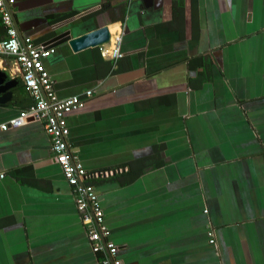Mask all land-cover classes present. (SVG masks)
<instances>
[{"label":"crops","instance_id":"1","mask_svg":"<svg viewBox=\"0 0 264 264\" xmlns=\"http://www.w3.org/2000/svg\"><path fill=\"white\" fill-rule=\"evenodd\" d=\"M10 7L36 44L59 26L122 34L120 60L62 45L45 66L60 98L93 90L68 141L104 173L91 183L123 263L264 264V0ZM0 71L19 83L0 90V264H102L44 125L1 129L31 98L13 59Z\"/></svg>","mask_w":264,"mask_h":264},{"label":"built area","instance_id":"2","mask_svg":"<svg viewBox=\"0 0 264 264\" xmlns=\"http://www.w3.org/2000/svg\"><path fill=\"white\" fill-rule=\"evenodd\" d=\"M16 0H0V16L6 36L0 41V59L11 58L17 64L24 89L31 98L28 108L19 116L2 124L1 129L7 131L18 129L27 123L41 122L50 138L51 151L55 162L60 165L64 178L72 187L74 198L82 222L87 226L88 236L94 253H103L102 264H124L118 257V247L107 238L111 231L104 220L101 201L92 181L104 175L89 172L80 162L75 151L69 144L70 129L68 116L83 109L87 99L93 96V90L68 98H60L55 89L54 81L45 66V60L56 53V48L47 44H36L31 37L20 40L14 26L10 6ZM122 34L111 37L110 41L98 47L105 58L120 60L124 57L121 50ZM1 175L0 178H4ZM210 243L214 244V233H209Z\"/></svg>","mask_w":264,"mask_h":264},{"label":"water","instance_id":"3","mask_svg":"<svg viewBox=\"0 0 264 264\" xmlns=\"http://www.w3.org/2000/svg\"><path fill=\"white\" fill-rule=\"evenodd\" d=\"M143 1L146 3V5H150L151 0ZM10 10L12 11V7H10ZM14 20L18 33L20 32V40L23 41V33L21 32L17 20L15 18ZM63 28V26L56 27L54 36L48 41L47 45L54 48L62 45H68L73 52H80L87 49L98 48L99 46L108 43L111 39V33L108 26H102L90 31L89 29L85 28V25L76 28H69L66 30ZM17 85H19L17 81L9 80L6 73L0 71L1 91H7Z\"/></svg>","mask_w":264,"mask_h":264},{"label":"bare ground","instance_id":"4","mask_svg":"<svg viewBox=\"0 0 264 264\" xmlns=\"http://www.w3.org/2000/svg\"><path fill=\"white\" fill-rule=\"evenodd\" d=\"M14 21V20H13ZM14 26H15V24H14ZM15 28H16V26H15ZM17 29V28H16ZM18 31V30H17Z\"/></svg>","mask_w":264,"mask_h":264}]
</instances>
